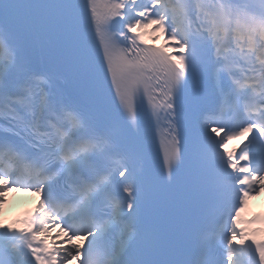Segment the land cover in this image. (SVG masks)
I'll use <instances>...</instances> for the list:
<instances>
[{
  "label": "snow or ice",
  "instance_id": "1",
  "mask_svg": "<svg viewBox=\"0 0 264 264\" xmlns=\"http://www.w3.org/2000/svg\"><path fill=\"white\" fill-rule=\"evenodd\" d=\"M261 193L264 0H0V264H264Z\"/></svg>",
  "mask_w": 264,
  "mask_h": 264
}]
</instances>
